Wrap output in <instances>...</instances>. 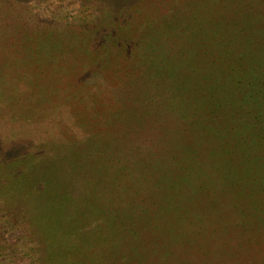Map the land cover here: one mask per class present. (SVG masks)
<instances>
[{"label": "rangeland", "instance_id": "1", "mask_svg": "<svg viewBox=\"0 0 264 264\" xmlns=\"http://www.w3.org/2000/svg\"><path fill=\"white\" fill-rule=\"evenodd\" d=\"M142 1L0 25V264H264V0Z\"/></svg>", "mask_w": 264, "mask_h": 264}, {"label": "trees", "instance_id": "2", "mask_svg": "<svg viewBox=\"0 0 264 264\" xmlns=\"http://www.w3.org/2000/svg\"><path fill=\"white\" fill-rule=\"evenodd\" d=\"M28 1L31 2V0H0V25H4L6 23V21H8L7 17L10 16V13L13 14L15 21L18 18H22L23 15L18 16L17 13L15 14V12H16L15 9L16 8H21L23 6V4H27ZM79 2H80V4L83 5V7H82L83 9L81 10V12L84 15L83 17L86 19V21H83L84 23L82 24V26L85 27V26H87V24L91 25L90 26L91 28L94 27L96 29V31H100L101 33L105 34V38L109 39L110 37H112L113 34H116L115 32L118 31L116 29H120V30L122 29V24H123V27H126V28H127V26L130 25L129 22H126V21H129V20H126L125 23H124V21L116 22L117 18L120 19L121 16H122V13L125 14L124 13L125 11H127V12L130 11L129 7L133 8V6H136V5H138L139 2L142 3L143 1L142 0H79ZM84 2H86L85 5H84ZM95 3L99 4L100 7L102 5H104V4H110L112 6V3H116V5H117L119 10H117V8H115V10H113V12H111V10H109L110 12L107 11V18L110 21L104 22V24L100 23L99 25L98 24L96 25L95 20H93L94 21V23H93L91 21V19H93L92 17L98 11V9L97 10L96 9H91L90 11L86 10V6H87L86 4H95ZM127 5H129L128 8H127ZM52 6L53 5L49 6V9H51ZM14 7H15V9H12ZM120 8L122 9V11L119 13V11L121 10ZM103 9H104V7L101 8V10H103ZM15 16L16 17L18 16V18H16ZM90 21H91V23H90ZM56 31L57 32L60 31V33L58 34V39L60 41H62L63 43H66L67 39L69 37H71V36H72V39H74V38L77 39V37L73 36L70 33L69 30H65V29H61V28L59 29L58 28V29L54 30L55 33H57ZM96 31H95V33H96ZM143 35L144 34L142 33V36ZM142 36L139 38V40L142 39ZM61 45H63V44H61ZM43 71H44V68H43ZM10 119L11 118H8V119L6 118V119H4L2 121L0 120V125L2 124V126H8L12 122L13 129H17V130L19 129V131H21V134H22L21 137L22 138L23 137L29 138L30 136L32 137L33 133H36L35 131L38 130L36 128L37 125L35 123L36 121L34 120L35 118H33V119L32 118H28V119H25L22 122L21 121L13 122ZM43 132H44V134L48 133L46 131H43ZM16 159H19V158L17 157Z\"/></svg>", "mask_w": 264, "mask_h": 264}]
</instances>
